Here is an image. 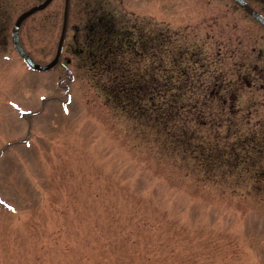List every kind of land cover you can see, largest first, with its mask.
I'll list each match as a JSON object with an SVG mask.
<instances>
[{
  "label": "rangeland",
  "instance_id": "rangeland-1",
  "mask_svg": "<svg viewBox=\"0 0 264 264\" xmlns=\"http://www.w3.org/2000/svg\"><path fill=\"white\" fill-rule=\"evenodd\" d=\"M44 1L0 0L3 34ZM245 1L264 15V0ZM65 7L54 0L21 26L41 65L57 56ZM161 59L204 83L224 77L238 93L223 125L203 129L181 188L162 141L144 139L141 123L104 102L121 62L142 72ZM152 182L155 196L171 193L167 222L143 232L154 251L94 247L99 213L116 226L115 204L126 216L120 194L148 201ZM158 233L172 251H155ZM149 255L145 264H264V26L234 0H72L62 64L32 70L0 48V264H142Z\"/></svg>",
  "mask_w": 264,
  "mask_h": 264
},
{
  "label": "trees",
  "instance_id": "trees-1",
  "mask_svg": "<svg viewBox=\"0 0 264 264\" xmlns=\"http://www.w3.org/2000/svg\"><path fill=\"white\" fill-rule=\"evenodd\" d=\"M158 36L159 52L157 50V53L160 54L163 52L160 37L164 38L165 34ZM130 49L136 54L140 53L133 44H130ZM185 52L187 50L182 48L180 54ZM194 55L197 56L198 52H194ZM172 71H176V74H170ZM188 72L187 68L175 61L171 67L161 59L157 63L148 65L142 72L131 63L123 61L121 77L117 75L109 80L104 100L107 105L121 106V114L134 122L135 127L139 126L136 121L141 123L145 128L141 135L144 139L152 137L162 141V149L171 156L172 164L177 169L172 172L176 176V183L172 186L178 188L182 187V178L187 173L188 159L191 158L194 161L199 159L200 150L203 148L201 142L203 129L206 128L209 134H214L223 125L221 120L223 115L227 117L230 113L232 114L233 101L238 97L237 91L232 88V82L224 77L218 76L215 80L204 83L200 79L190 78ZM122 134L128 137L130 131L127 129ZM140 176L137 172L134 180ZM162 177L163 180L172 182L171 176L163 174ZM158 189L157 183L152 182L146 193L149 195L148 201L143 197L125 196L126 192L121 193L120 196L124 199L121 203L124 205L126 216L118 217V206L115 204L114 213L110 216L113 219L117 218L118 224L114 226L100 222L101 213H99L97 217L99 221L95 222L98 226L94 227L95 236L99 240L96 241L94 238V247L100 244L102 250H107L108 253L112 250V246L116 245L124 250L121 253L129 252L138 256L154 251L147 250L146 241L142 238L143 232L148 231L149 228L157 229L162 225L161 222H167L171 216L170 204L168 208H164L165 200L162 198L164 195L155 196L159 192ZM169 197L164 198L171 202V193ZM177 210L178 208L175 207L174 212ZM90 232L89 242L93 238L92 230ZM157 238L159 243L156 252L171 250L166 247L167 238L160 233ZM87 241L88 237L86 244ZM153 258L154 256L149 255L141 263L152 262ZM89 264L101 263L92 259Z\"/></svg>",
  "mask_w": 264,
  "mask_h": 264
},
{
  "label": "water",
  "instance_id": "water-1",
  "mask_svg": "<svg viewBox=\"0 0 264 264\" xmlns=\"http://www.w3.org/2000/svg\"><path fill=\"white\" fill-rule=\"evenodd\" d=\"M53 0H45L43 3L38 4L28 11H26L24 14H22L19 19L17 20L14 28H13V40L15 43V47L19 54H21L24 58V61L26 64L33 70L38 71H45L51 69L53 66H55L57 63L60 62L63 46L66 40L67 31H68V25H69V19H70V11H71V0H66V7H65V17H64V26L62 31V36L60 39L59 49L56 58L49 64L41 65L35 62L20 46L19 43V27L22 23V21L31 16L32 14L45 9ZM238 5H240L248 14H250L254 19H256L258 22H260L264 26V16L261 15L258 11H256L253 7H251L245 0H234Z\"/></svg>",
  "mask_w": 264,
  "mask_h": 264
},
{
  "label": "flooded vegetation",
  "instance_id": "flooded-vegetation-1",
  "mask_svg": "<svg viewBox=\"0 0 264 264\" xmlns=\"http://www.w3.org/2000/svg\"><path fill=\"white\" fill-rule=\"evenodd\" d=\"M24 13V12H23ZM22 13V14H23ZM21 16V15H20ZM19 16V17H20ZM18 17V18H19ZM18 18L15 20V22H14V25H15V23H16V21L18 20ZM4 20H6L5 18H4ZM26 20V18L22 21V23H21V25H20V28H19V34H18V36H19V43H20V46L24 49V42H23V40H22V38H21V34H20V30H21V26H22V24H23V22ZM1 22H2V20H1ZM5 24V23H4ZM14 25L12 26V30H11V37L10 38H8L7 37V35H5V34H3L4 32H6L5 30H4V28H2L1 26H2V23H0V48H12V50H14L16 53H17V51H16V48H15V43H14V40H13V28H14ZM5 29H6V25H5ZM18 54V56L20 57V58H22L21 57V55L19 54V53H17ZM8 58V56H6V59Z\"/></svg>",
  "mask_w": 264,
  "mask_h": 264
}]
</instances>
